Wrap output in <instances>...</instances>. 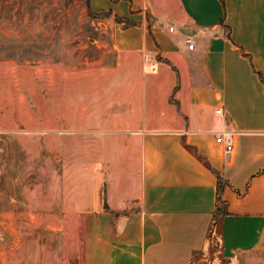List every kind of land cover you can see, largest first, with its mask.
I'll return each instance as SVG.
<instances>
[{"label":"crops","instance_id":"crops-1","mask_svg":"<svg viewBox=\"0 0 264 264\" xmlns=\"http://www.w3.org/2000/svg\"><path fill=\"white\" fill-rule=\"evenodd\" d=\"M91 6L113 12L99 25L116 61L101 76L91 64L81 74L114 77L116 100L84 101L78 112L68 101L72 130L61 148L73 157L67 172L83 177L66 181L36 219L82 216L84 264H264V0ZM110 82L83 85L108 92ZM224 130L235 135L231 153L217 142ZM22 214L0 196V264H28L29 243L42 244L32 236L44 229L12 227Z\"/></svg>","mask_w":264,"mask_h":264},{"label":"rangeland","instance_id":"rangeland-1","mask_svg":"<svg viewBox=\"0 0 264 264\" xmlns=\"http://www.w3.org/2000/svg\"><path fill=\"white\" fill-rule=\"evenodd\" d=\"M87 2L0 0V196L7 199L10 212L28 215L14 217L12 227L44 229L43 236H32L34 244L43 240L34 249L29 243L23 257L28 264L46 258L84 264L82 216L59 220L47 215L39 220L36 211L52 208L53 198L67 191L66 181L83 177V172H67L73 157L61 148L72 130L68 101L78 102V112L84 101L90 106L117 96L114 77L95 80L116 59L110 34L99 25L106 17L89 12ZM89 64L99 76L81 74ZM107 79L111 80L108 92L83 85ZM120 157L118 152L117 162ZM131 164L140 166L139 161ZM56 228L58 238L52 236L58 233ZM13 252V259L17 258L19 252Z\"/></svg>","mask_w":264,"mask_h":264},{"label":"trees","instance_id":"trees-1","mask_svg":"<svg viewBox=\"0 0 264 264\" xmlns=\"http://www.w3.org/2000/svg\"><path fill=\"white\" fill-rule=\"evenodd\" d=\"M113 1H116V0H113ZM87 6H88L89 12L98 13V14L103 15L105 17H111L113 15V12L111 10L102 11V12L94 11L92 9V6H91V0H88ZM115 19L117 22L125 24L126 27H131V26L137 25V23H134L130 19L125 18V17H120L118 15L115 16ZM224 186H225V181H224L223 177L220 176L219 177V209H218V215L226 214L228 212V210H227L228 203L222 199V195H221Z\"/></svg>","mask_w":264,"mask_h":264},{"label":"built area","instance_id":"built-area-1","mask_svg":"<svg viewBox=\"0 0 264 264\" xmlns=\"http://www.w3.org/2000/svg\"><path fill=\"white\" fill-rule=\"evenodd\" d=\"M171 30L174 31V27H171ZM187 41L190 43V48L193 49L195 45L192 42L191 38H188ZM151 69L156 70L155 65H151ZM217 142L225 147L227 153H231L235 150V135L232 131L224 130L219 132L217 136Z\"/></svg>","mask_w":264,"mask_h":264}]
</instances>
